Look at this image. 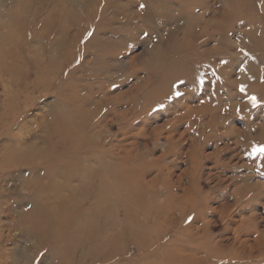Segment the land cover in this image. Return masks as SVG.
Listing matches in <instances>:
<instances>
[{"label":"rangeland","instance_id":"1","mask_svg":"<svg viewBox=\"0 0 264 264\" xmlns=\"http://www.w3.org/2000/svg\"><path fill=\"white\" fill-rule=\"evenodd\" d=\"M29 1L25 52L61 51L65 65L1 81L0 164L45 150L63 109H78L81 165L127 176L103 194L98 223L112 226L96 242L121 237L41 241L27 220L34 174L1 165L0 264H264V0ZM20 4L0 0V23ZM87 12L70 29L79 46L60 48Z\"/></svg>","mask_w":264,"mask_h":264},{"label":"bare ground","instance_id":"2","mask_svg":"<svg viewBox=\"0 0 264 264\" xmlns=\"http://www.w3.org/2000/svg\"><path fill=\"white\" fill-rule=\"evenodd\" d=\"M21 4L16 8V12L7 10L6 15L9 21L0 23V83L2 80H7L9 84L19 79L27 81L28 74L25 73L28 67L37 68L38 75H42V69L50 71L54 68L58 69L65 59V54L61 51L57 55L49 56L46 62L36 61L28 53L29 51L25 52L28 44L21 38L22 30L27 24V18L24 15L33 16L35 9L32 8L29 0H21ZM89 13L82 14V18L78 20L75 17L74 21L68 22L67 27L62 28L59 38H56L60 48L70 51L71 48L79 46V35L76 32L71 33L70 29L89 22L90 15L93 14ZM35 42L40 45L39 39ZM62 65L64 66L65 62H62ZM2 116L3 113H0V120ZM60 116L48 128L49 139L45 150L25 151L26 154L22 155L6 154L2 158L0 167L4 166L5 173H10L14 167L25 165L34 174L35 181L29 185L32 198L30 211L27 213L31 235L41 241H48L49 238L54 237L53 242L59 246L72 243L78 246L87 245L89 248L91 246L94 250L103 244L118 241L121 237V233L118 232L113 237H103L104 243L101 245L96 242L99 232H108L112 226L111 222L98 223V215L102 211L100 203L103 194L107 192L113 197L116 196L117 189L122 188L123 184L126 185L127 176L124 172L119 174L111 162L97 164L96 167L88 164L81 165L78 153L84 140L77 137V133L82 130L81 120H78L80 119L79 111L76 108L68 110L66 108ZM72 140L77 143L72 144ZM74 182L77 183L76 187L72 186ZM89 198H93L94 202L87 208L85 204ZM73 237L77 240L73 241Z\"/></svg>","mask_w":264,"mask_h":264},{"label":"snow or ice","instance_id":"3","mask_svg":"<svg viewBox=\"0 0 264 264\" xmlns=\"http://www.w3.org/2000/svg\"><path fill=\"white\" fill-rule=\"evenodd\" d=\"M141 7H143V5H141ZM260 151L264 152V149H261Z\"/></svg>","mask_w":264,"mask_h":264}]
</instances>
